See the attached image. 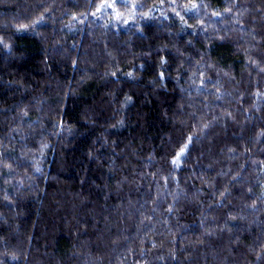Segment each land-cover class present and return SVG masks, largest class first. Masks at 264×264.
<instances>
[{
    "label": "trees",
    "instance_id": "1",
    "mask_svg": "<svg viewBox=\"0 0 264 264\" xmlns=\"http://www.w3.org/2000/svg\"><path fill=\"white\" fill-rule=\"evenodd\" d=\"M194 2L0 0V264H264V0Z\"/></svg>",
    "mask_w": 264,
    "mask_h": 264
},
{
    "label": "snow or ice",
    "instance_id": "2",
    "mask_svg": "<svg viewBox=\"0 0 264 264\" xmlns=\"http://www.w3.org/2000/svg\"><path fill=\"white\" fill-rule=\"evenodd\" d=\"M161 3H163V0H161ZM171 3L175 4L176 0H171ZM188 3L191 4V7H186L184 9L185 12H194L199 7V5L194 2V0H188ZM117 5L124 8H129V6H131V11L133 15L135 14L136 11L141 10L140 5L137 3V0H101L100 5L96 8V12H101L102 10H105L107 8H111L115 12ZM93 15H95V13H93ZM120 15L121 13L116 12L117 18H119ZM145 15H147V13ZM176 15L180 16V13L177 12ZM181 19H184V17L181 16ZM127 22L128 21L125 20V23ZM129 75L131 76V73H129ZM187 148L188 145H184V147L180 149V151L176 155V158L172 161L174 165L179 166L180 160L183 154L185 153V151L187 150Z\"/></svg>",
    "mask_w": 264,
    "mask_h": 264
}]
</instances>
